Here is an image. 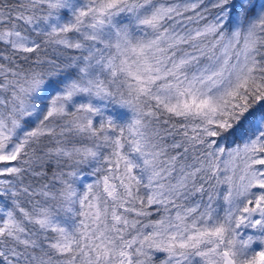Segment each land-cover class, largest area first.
I'll list each match as a JSON object with an SVG mask.
<instances>
[{"label": "snow or ice", "instance_id": "snow-or-ice-1", "mask_svg": "<svg viewBox=\"0 0 264 264\" xmlns=\"http://www.w3.org/2000/svg\"><path fill=\"white\" fill-rule=\"evenodd\" d=\"M0 264H264V0H0Z\"/></svg>", "mask_w": 264, "mask_h": 264}]
</instances>
